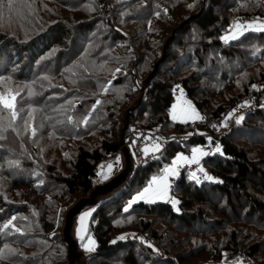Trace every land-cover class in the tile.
I'll use <instances>...</instances> for the list:
<instances>
[{
	"label": "trees",
	"instance_id": "obj_1",
	"mask_svg": "<svg viewBox=\"0 0 264 264\" xmlns=\"http://www.w3.org/2000/svg\"><path fill=\"white\" fill-rule=\"evenodd\" d=\"M109 2L105 15L96 0H0V94H17L15 119L0 107V264L67 263L64 215L119 171L98 174L120 151L122 115L171 34L124 138L133 121L163 154L132 164L93 209L86 264H237L241 254L264 264V109L232 122L220 151L201 158L212 180L183 172L170 201L128 205L174 159L212 143V126L235 107L264 99V31L226 37L243 17L264 24V0ZM178 100L197 118L167 114Z\"/></svg>",
	"mask_w": 264,
	"mask_h": 264
},
{
	"label": "built area",
	"instance_id": "obj_2",
	"mask_svg": "<svg viewBox=\"0 0 264 264\" xmlns=\"http://www.w3.org/2000/svg\"><path fill=\"white\" fill-rule=\"evenodd\" d=\"M98 2H100L99 5H102V7L105 9V6H103L104 2ZM239 21L242 23L253 22L255 21V18L243 17ZM184 95L185 93L180 87H176L174 89V96L176 98L180 99ZM178 102L181 103L183 107L185 106V101L178 100ZM259 109H264V99L250 100L245 104H241L240 106L235 107L225 119H223L220 123L213 125L212 132L215 136V140L212 143L201 144L195 148L199 149L200 152L206 153V155L201 156L200 152H197L196 154L199 155V159H197V162H192V160L178 162L177 166L175 167L176 172L173 171L177 175V177L171 179V183L174 185L179 175L183 172L191 176L193 173H195V180L197 181L198 179L200 182L203 181L206 172L201 166V158L212 156L220 151L219 138H221L224 134L229 131L232 122H235L237 119L244 117L248 114L254 113ZM172 112V108L166 110L167 114H171ZM181 114L185 115L183 113V110ZM125 145L127 146L130 151V154L132 155V163L140 167L149 165L155 158L162 156L165 147L164 143L161 142L157 137L150 136L147 130L135 127L133 121L131 122V126L129 128L128 141ZM157 145L159 146V150H157ZM217 147H219V151H217ZM120 157L121 153L120 151H118L116 154H113L110 157V160L118 161L119 159H121ZM146 240L148 242H152L149 236H146ZM240 258L243 264L247 263V259L243 254L240 255Z\"/></svg>",
	"mask_w": 264,
	"mask_h": 264
},
{
	"label": "water",
	"instance_id": "obj_3",
	"mask_svg": "<svg viewBox=\"0 0 264 264\" xmlns=\"http://www.w3.org/2000/svg\"><path fill=\"white\" fill-rule=\"evenodd\" d=\"M180 27H178L174 32H176ZM173 34L166 40L164 48L162 50V55L158 62L154 65L152 72L145 78L142 82V85L136 88L138 95L132 104L124 111L121 124L119 128V147L122 159V167L119 171L106 182L95 186L88 196L80 198L76 201L65 213L62 227V241L67 248V263L66 264H86L89 256L84 255L79 250V242L76 240L74 235V226L75 219L80 213L87 209H94L98 203L106 199L114 191L122 187L125 182L128 180L129 175L132 171V160L128 151V148L125 145V130L128 125V116L131 112L135 111L141 103L144 89L148 86L149 81L156 73L157 66L165 59L166 56V47L168 42L172 39Z\"/></svg>",
	"mask_w": 264,
	"mask_h": 264
},
{
	"label": "rangeland",
	"instance_id": "obj_4",
	"mask_svg": "<svg viewBox=\"0 0 264 264\" xmlns=\"http://www.w3.org/2000/svg\"><path fill=\"white\" fill-rule=\"evenodd\" d=\"M104 2L103 6H105V9L102 7V5H99L100 2ZM98 7L100 9V11L102 13H104L105 15L109 12V10H111V4L109 2V0H96ZM235 25V24H234ZM261 25L260 22H258L257 18L255 19V22H246L245 24H241L239 25V27L236 25V33L232 31H230L226 37H231V36H240L244 30H248V29H256L257 27H259ZM235 30V29H234ZM140 87V86H138ZM185 106L183 107V105L179 102H177L173 107V118L175 120L178 121H184L189 119H194L197 118V112L194 108V106L185 101ZM183 110V113L185 115H182L181 112ZM128 141V138H127ZM127 141L125 142V144L127 143ZM127 147V146H126ZM129 151V149H128ZM130 154V151H129ZM131 160L132 155L130 154ZM121 158V157H120ZM110 159H107L106 161H109ZM113 162H107L106 165H99L98 168V174L101 176V178L104 180L108 177H110L111 175H113L115 172H117L122 165V159H119L118 161L115 160H111ZM176 161V163L174 164L173 162ZM171 165H169L168 167H166L164 169V171L162 172V174L157 177V178H164V179H157L155 183H153V179L150 180L148 186H146V188H149V186H151L149 193H147L145 195V197L143 199H139L136 200L135 202H139V201H143V202H149V203H153L156 201H162V202H166V201H170L171 200V196H170V192L171 189L173 188V184L170 182L169 180V173H166L165 170L166 169H172V171H175V167L177 166L178 163V158L174 159ZM109 165H111V168H109ZM145 189V188H144ZM144 190H142L141 192H143ZM140 192V193H141ZM139 193L135 194L130 200L128 205L130 204L131 201L134 200V198H136L138 196ZM155 194V198H151V196ZM159 194V195H158ZM93 209L87 208L85 210H83L80 215H78L75 219V226H74V235L76 240L79 242V247L81 252L84 255H89L91 253V251H87L86 247H90V248H94V244L95 243H89V239H91V241L94 242L92 237L87 236V226H88V221L90 218V215L92 214ZM88 214V215H85ZM83 217V219H81ZM81 237H83V239H81ZM240 261L237 262V264H243L241 262V258H239ZM212 264H231L230 262H222V261H216L214 260L212 262Z\"/></svg>",
	"mask_w": 264,
	"mask_h": 264
},
{
	"label": "snow or ice",
	"instance_id": "obj_5",
	"mask_svg": "<svg viewBox=\"0 0 264 264\" xmlns=\"http://www.w3.org/2000/svg\"><path fill=\"white\" fill-rule=\"evenodd\" d=\"M11 7H12V5L9 4V8H11ZM238 27H239V25H238ZM257 30L264 31V24H261L260 27ZM230 38L231 39H236L237 37L236 36H231ZM224 39L227 42V39H229V38H224ZM16 95L17 94H11V95L0 94V107H2L5 110H9L12 113L13 119H15V117H16V103H15V101H16ZM97 103H100V102L97 101ZM242 119H243V117L237 119L236 120V123L239 124ZM156 147H157V150H159V146L157 145ZM217 151H219V147H217ZM197 152H200V150L199 149H193V153L194 154L197 153ZM200 155L203 156V155H206V153L200 152ZM197 159L198 158L194 155L193 158H192V162H197ZM173 163L175 164L176 161H174ZM109 168H111V165H109ZM165 172L171 174L172 169H166ZM191 178L192 179H196L195 173L192 174ZM157 179H164V178L154 177L153 178V183H155ZM205 179L212 180L213 178L211 176H208L207 174H205ZM199 182L200 181L197 179V183H199ZM150 188H151V186H149V188H145L143 192L139 193L138 196L136 198H134L133 201L130 202L129 207L131 206L132 203H135L136 200L143 199L145 197V195L147 193H149ZM172 203L175 204L176 201H172ZM125 211H127V209H125ZM85 215H88V214H85ZM81 219H83V217ZM10 226H11V221H9L3 227L4 228H8ZM2 230L3 229H0V231H2ZM81 239H83V237H81ZM89 243L91 244V243H94V242L91 241V239H89ZM86 250L87 251H92L93 248L86 247Z\"/></svg>",
	"mask_w": 264,
	"mask_h": 264
},
{
	"label": "crops",
	"instance_id": "obj_6",
	"mask_svg": "<svg viewBox=\"0 0 264 264\" xmlns=\"http://www.w3.org/2000/svg\"><path fill=\"white\" fill-rule=\"evenodd\" d=\"M196 156L198 159H199V155L198 154H192V158H193V156ZM192 158L190 159V160H192ZM186 160V158L185 157H180V158H178V162H181V161H185ZM177 177V175L172 171L171 172V174H169V180H170V182H171V179H173V178H176ZM159 195V194H158ZM155 194H153L152 196H151V198H155Z\"/></svg>",
	"mask_w": 264,
	"mask_h": 264
}]
</instances>
